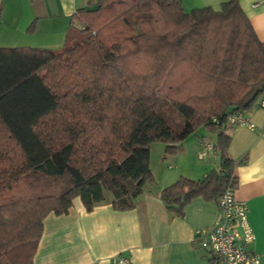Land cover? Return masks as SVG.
<instances>
[{
  "label": "trees",
  "instance_id": "1",
  "mask_svg": "<svg viewBox=\"0 0 264 264\" xmlns=\"http://www.w3.org/2000/svg\"><path fill=\"white\" fill-rule=\"evenodd\" d=\"M77 26L71 46L0 48V264H32L44 218L75 198L88 212L107 193L115 210L134 209L154 182L152 143L165 158L199 128L216 133L218 168L160 191L176 216L235 186L227 118L264 94V43L238 0L188 12L180 0H88L66 43Z\"/></svg>",
  "mask_w": 264,
  "mask_h": 264
},
{
  "label": "crops",
  "instance_id": "2",
  "mask_svg": "<svg viewBox=\"0 0 264 264\" xmlns=\"http://www.w3.org/2000/svg\"><path fill=\"white\" fill-rule=\"evenodd\" d=\"M88 0H0V48L59 49L66 44L71 17ZM183 9L219 10L227 0H180ZM256 38L264 43V0H238ZM253 125H228V155L234 163V198L247 207L254 239L247 249L264 258V108L246 112ZM173 156L163 157L164 145H150L149 167L154 182L145 184L135 207L117 211L111 195L88 212L79 198L67 214L47 215L32 264H115L121 255L130 264H213L200 247L196 230L210 228L218 218L217 201L192 198L176 216L159 198L160 191L180 176L199 180L219 166L213 149L198 159L200 143L216 142V133L199 128ZM156 155L152 159V152Z\"/></svg>",
  "mask_w": 264,
  "mask_h": 264
},
{
  "label": "built area",
  "instance_id": "3",
  "mask_svg": "<svg viewBox=\"0 0 264 264\" xmlns=\"http://www.w3.org/2000/svg\"><path fill=\"white\" fill-rule=\"evenodd\" d=\"M257 105L264 108V94L259 97ZM227 125H243L253 129L243 111L229 115ZM212 149V143H200L198 159H203ZM217 206L219 215L214 225L195 231L200 247L211 254L213 264H264V258L247 249L254 234L247 221L246 204L234 198L233 189H227L219 196ZM114 263L130 264L121 255L114 258Z\"/></svg>",
  "mask_w": 264,
  "mask_h": 264
},
{
  "label": "rangeland",
  "instance_id": "4",
  "mask_svg": "<svg viewBox=\"0 0 264 264\" xmlns=\"http://www.w3.org/2000/svg\"><path fill=\"white\" fill-rule=\"evenodd\" d=\"M77 28V34H75V35H73L71 38H70V40L69 41H67V43H66V46H71V45H73V44H75V39H76V36L77 35H79L80 36V33H79V29H80V27L79 26H77L76 27ZM210 102V100L208 101V103ZM211 103H213L214 104V101L213 100H211ZM164 110V112L166 113V117H167V120H168V122L172 125V126H180V124H181V122H182V119H181V117H180V115L173 109V108H171V107H166V108H164L163 109ZM203 129H205V128H202V130ZM206 131H208V132H212V131H209V130H207L206 129ZM198 132H199V130L197 129L196 131H195V134H197L198 135ZM156 145H160V143H158V144H156ZM156 155V153L153 151L152 152V159H154V156ZM20 187L18 188V189H15V193L16 194H20V192H19V190L20 189H22V191L21 192H23L24 190H25V187L23 186V185H19ZM32 193V192H31ZM21 194H23V193H21ZM26 194H30V190L28 189L27 190V192H26ZM110 194L109 193H107L106 194V196L108 197Z\"/></svg>",
  "mask_w": 264,
  "mask_h": 264
}]
</instances>
